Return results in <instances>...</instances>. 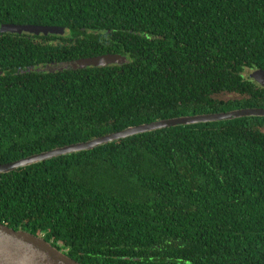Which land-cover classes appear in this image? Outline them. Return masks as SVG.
Instances as JSON below:
<instances>
[{"label":"trees","instance_id":"1","mask_svg":"<svg viewBox=\"0 0 264 264\" xmlns=\"http://www.w3.org/2000/svg\"><path fill=\"white\" fill-rule=\"evenodd\" d=\"M0 165L264 109V0H0ZM119 55L122 64L78 61ZM245 76V75H244ZM0 223L79 264H264V117L154 130L0 174Z\"/></svg>","mask_w":264,"mask_h":264},{"label":"water","instance_id":"2","mask_svg":"<svg viewBox=\"0 0 264 264\" xmlns=\"http://www.w3.org/2000/svg\"><path fill=\"white\" fill-rule=\"evenodd\" d=\"M63 28L48 26H25V25H2L0 33L31 35H59L64 34ZM124 58L119 55H102L98 57L88 58L78 61L81 68L89 67H106L109 65L122 64ZM259 71V70H258ZM264 75L263 71H259ZM264 117V109H247L238 110L229 113L209 114L194 117L175 118L154 122L151 124L136 126L126 130L116 132L94 139L85 143L69 145L63 148L54 149L46 153L30 156L9 164L0 165V174L8 173L15 169L25 167L34 163L52 159L53 157L66 155L70 153L91 150L94 147L124 139L136 134L150 132L159 129L175 127L179 125H189L204 122H215L222 120H230L240 117ZM0 264H79L67 257L50 243L46 242L42 237L34 236L30 233L10 229L0 223Z\"/></svg>","mask_w":264,"mask_h":264},{"label":"rangeland","instance_id":"3","mask_svg":"<svg viewBox=\"0 0 264 264\" xmlns=\"http://www.w3.org/2000/svg\"><path fill=\"white\" fill-rule=\"evenodd\" d=\"M243 77L248 78L250 81L259 86H264V75H262V73L256 69H245L243 72Z\"/></svg>","mask_w":264,"mask_h":264},{"label":"flooded vegetation","instance_id":"4","mask_svg":"<svg viewBox=\"0 0 264 264\" xmlns=\"http://www.w3.org/2000/svg\"><path fill=\"white\" fill-rule=\"evenodd\" d=\"M1 74V73H0ZM246 78V77H245ZM259 86V85H258Z\"/></svg>","mask_w":264,"mask_h":264}]
</instances>
